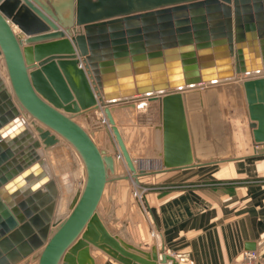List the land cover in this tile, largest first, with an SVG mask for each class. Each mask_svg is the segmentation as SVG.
Here are the masks:
<instances>
[{
	"label": "water",
	"instance_id": "obj_1",
	"mask_svg": "<svg viewBox=\"0 0 264 264\" xmlns=\"http://www.w3.org/2000/svg\"><path fill=\"white\" fill-rule=\"evenodd\" d=\"M0 54L10 79L9 88L0 74V264L29 255L36 264H96L92 246L124 264H180L157 244L146 250L112 232L102 218L115 159L75 119L84 110L104 107L137 179L112 103L167 94L168 133L170 93L241 78L253 140L264 142V0H0ZM218 99L206 100L208 131L228 137ZM183 124L189 153L171 159L166 152L167 166L192 163ZM61 136L82 156L86 180L69 215L54 219L59 186L39 147Z\"/></svg>",
	"mask_w": 264,
	"mask_h": 264
},
{
	"label": "crops",
	"instance_id": "obj_2",
	"mask_svg": "<svg viewBox=\"0 0 264 264\" xmlns=\"http://www.w3.org/2000/svg\"><path fill=\"white\" fill-rule=\"evenodd\" d=\"M18 30L16 27V32ZM76 51L79 58L84 57L77 47ZM222 87L225 89V86ZM189 89L190 87L170 93L168 133L165 129L163 103L167 94L156 98L153 95H141L110 105L129 152L137 153L140 157H155L160 161L161 168L139 174L142 182L157 185L146 193L147 213L143 215L144 218L135 217V222L129 219L125 229H109L146 250H152L157 244L159 251L170 253L181 264H250L243 258L244 250L250 248L257 254L255 264H264V142L255 143L252 134L251 142L239 141L234 144L231 136L228 145L224 142L223 145L214 147L205 143L204 139L201 142V135L210 136L204 127L198 134L196 143L195 110L187 100V93L191 91ZM238 90L232 88L224 97L233 98L230 106L234 110L238 107L235 110L238 115L234 117L240 119L243 116L240 114ZM242 93L244 96L243 88ZM151 102L157 103L160 117V123L153 124L154 133L148 123L151 118L144 125L138 119L144 115L142 111H146ZM86 111L87 114L84 113ZM98 111L99 108L92 107L82 111L80 115L84 113L89 120L90 117L98 118ZM241 112L244 114L243 110ZM184 119L192 163L167 166L166 152L171 154V159H178V156L183 157L189 153ZM78 120L81 122L79 118ZM130 120L139 122L137 124L141 127L138 131L130 126ZM81 124L86 127V120ZM90 132L101 146L99 140L103 139L107 128L104 125L102 129L93 126ZM153 136L155 139L152 142ZM212 151L230 152L232 157L216 161L209 160L210 156L203 160L196 159L197 153L207 154ZM149 153H154L155 156ZM68 184H72L71 181ZM117 187L114 184L112 191H116ZM107 189L108 186L105 187L102 198ZM96 249L99 250L96 252ZM91 252L96 264H117L119 261L98 247L92 246Z\"/></svg>",
	"mask_w": 264,
	"mask_h": 264
},
{
	"label": "rangeland",
	"instance_id": "obj_3",
	"mask_svg": "<svg viewBox=\"0 0 264 264\" xmlns=\"http://www.w3.org/2000/svg\"><path fill=\"white\" fill-rule=\"evenodd\" d=\"M0 59H1L0 64H2L6 70L5 60L2 55L0 56ZM6 73H7V70H6ZM223 86H225L224 87L225 93L223 95L225 94L228 95L232 91V88L234 89L238 88L239 90L237 93L239 94L240 92V107H241L240 114L243 116V118L238 119L234 117L238 115V112L235 111L236 109H238V107H236L234 110V108L230 106V101H231L230 98L225 99L224 101L228 114H229L228 115V122H229L228 130L230 132L229 135L232 136L231 137L232 142L234 144L238 143L239 141H242L245 143L251 142L252 133H251V127L249 126L248 112H247L244 96L242 93V83H239L237 81H234V82L229 81L228 83H226V85H223ZM218 101L220 100L218 99ZM206 106H207L206 103L202 107L200 104L195 109L196 114H194V118H195L194 127H195V132H196V135H195L196 143L198 142L197 136L199 133H201L199 129L207 127V126L210 127V121L208 120L209 111L208 109H206ZM97 108H100V107H97ZM145 110L146 111L144 110L142 111V114L144 115L139 116L138 119L140 121V124L144 125L147 121H149L148 119L151 118L148 123L151 125L149 126L152 129L151 132H153L155 130V129L153 130V124L159 122V119H160L158 105L157 103L151 102L149 103V106ZM241 110H243L244 114L241 112ZM87 112L88 111L84 113L87 114ZM98 112L100 114H103L101 113L103 111H101L100 109ZM84 113H82L81 115L77 114L75 116V119L79 122L78 120L79 118L80 121L83 123L86 120V125H87L86 127L89 130L84 125L83 126L88 131H91L93 126H97L100 129H102L104 125L107 128V133L104 135L103 139L101 138L99 140L102 146V147L100 146V148H104L107 152L114 155V159H115V173L110 174V180L108 181V185H106V188L108 186V189L106 190V193L98 206V210L108 227L110 228L112 227L116 231L125 229L127 221H129V219L135 222L136 220L135 217L144 218L143 215L147 213L145 198H141L138 195L139 193H141L140 185H138V183H136L133 180L135 178L134 177L135 175L133 174L134 172L130 169L125 159V156L118 144L114 131L111 128L109 120L107 123L103 120L106 117V115L105 117L102 115L101 116L99 115L98 118L90 117V119L87 120L86 118L87 116ZM202 113H204V115ZM199 114H200V117H199ZM195 115L199 117L198 120H197V117H195ZM224 115H226V113ZM203 116H204V119H203ZM129 123H130V126H132L133 129L135 128L137 131H138V128L140 129L141 127L139 126V124H137L139 122L136 120L134 121L130 120ZM32 127L34 128V126ZM200 137L202 138L201 142L204 139L205 143H208V144L210 143L214 147H218V145H221V144L223 145L225 141L230 139L228 137L227 138L226 137L216 138L212 136H202V135ZM154 139L155 138L153 136L151 139L152 142L154 141ZM62 140L64 142L62 141V143H59L56 146L54 145L55 147L51 146V148H49L48 150L44 146L42 147L46 149L45 159L48 161L49 166L52 168L53 177L58 178V181L62 183L61 195L62 197H66V200H64V202L67 204V200L70 198V203H71V200H72L71 197H74V195H76L84 187V183L86 180V166H85L82 156L80 155L76 147L64 137ZM149 154H152V156H155L154 153H149ZM217 154H219V151L217 152L212 151L211 153H207V154L205 152L202 154L197 153L196 159L203 160L209 156L213 157V155H217ZM131 155L136 164L137 172L140 173L141 175H143V173L141 172V169H145L147 172L148 171L150 172V171L158 170L161 168L160 161L156 159L155 157H140V155L137 153L136 154L134 153ZM116 175H128V176L116 178L115 177ZM141 175L138 174L137 176L136 180L138 182H140L141 184L146 183L149 185H154V183H151V182H142L139 177ZM62 178H64L65 180L72 179L71 183L73 186L72 185L71 186L73 189L72 188L68 189L65 183L62 181ZM114 184L118 186L116 191H112ZM149 191H147L146 193H148ZM70 203L68 205V208H70ZM66 207L67 206H65L64 208ZM97 250L99 249H96V252ZM98 254H100L99 251H98ZM120 262H121L120 260L117 261V264L123 263V262L122 263ZM36 263H37V259L33 258V255H29L28 257L24 258L23 260H21L20 262L16 264H36ZM183 263L191 264L189 262H183Z\"/></svg>",
	"mask_w": 264,
	"mask_h": 264
},
{
	"label": "bare ground",
	"instance_id": "obj_4",
	"mask_svg": "<svg viewBox=\"0 0 264 264\" xmlns=\"http://www.w3.org/2000/svg\"><path fill=\"white\" fill-rule=\"evenodd\" d=\"M2 54H0V56H1ZM3 56V55H2ZM2 59V58H1ZM0 59V60H1ZM1 62V61H0ZM6 64V63H5ZM0 73H1V75L3 76V78H4V80H5V82L7 83V84H9L10 85V79H9V76L7 75L8 73H6V70H5V67L2 65V64H0ZM233 78H235V76L233 77ZM220 80H222V79H220ZM229 80H234V81H237V82H239L238 81V79H228V80H223V81H219V82H217V83H215V84H212L211 85V83H208V82H204V83H200L201 85H198V86H195V87H192V88H190L189 90H191V91H188V95H187V100L189 101V103H190V105H192L193 106V108H194V110L196 109V107H198L200 104H201V107H202V105L204 106V104L206 103V100H211V98H213L214 100H217L218 99V97L219 96H223L222 97V100H223V103H224V101H225V95H223L225 92H224V89H223V85H226V83H228L229 82ZM239 83H242V88H243V90H244V86H243V82H242V79L240 78V82ZM204 84V85H203ZM237 85V84H236ZM230 86V85H229ZM209 88V89H208ZM212 88V89H211ZM208 90V91H207ZM185 94V93H184ZM208 96H210V97H208ZM218 96V97H217ZM232 100V99H231ZM244 100H245V104H246V108H247V101H246V96H245V90H244ZM223 108H224V113H226V115H225V117H226V119H227V122H226V125H227V128L229 129V122H228V111H227V108H226V105H225V103H224V105H223ZM101 111H103V113H104V117H105V115H106V117L103 119L106 123L108 122V117H107V114H106V112H105V110H104V107H102V106H100V108H99ZM206 109H208V107L206 106ZM226 109V110H225ZM247 110H248V108H247ZM112 111V110H111ZM209 111V110H208ZM194 114H196V111H194L193 112ZM25 115V116H23V118L24 119H26L27 120V124L29 125V126H32V121L31 120H29L28 118L30 117V115L28 114V113H26V112H23L22 111V115ZM203 115H204V113H202ZM100 115H102V114H100ZM195 117H197V120L199 119V117H200V114H199V117L197 116V115H195ZM248 117H249V115H248ZM103 118V117H102ZM203 119H204V116H203ZM249 119H250V117H249ZM209 120V119H208ZM215 122L216 121H214V124H215ZM250 122V121H249ZM109 123H110V121H109ZM108 123V124H109ZM110 125H111V128H112V124L110 123ZM217 125H219V126H221L220 125V123H216V126ZM208 128V129H207ZM206 129L207 130H209L210 129V127H206ZM218 129H220V130H222V127H219ZM252 129V128H251ZM113 130V129H112ZM201 132H202V128H200L199 129ZM223 131V130H222ZM228 133H230L229 132V130H228ZM222 134L223 135H225V131H223L220 135L217 133V135H219L218 136V138H221V136H222ZM229 138L231 137V135H229L228 136ZM222 138H223V136H222ZM227 138V137H226ZM63 139V137L61 136L60 137V140H59V142H57L56 144H55V146L56 145H58L59 143H62V140ZM221 140H223V139H221ZM118 141V140H117ZM215 141V140H214ZM64 142V141H63ZM225 143H228V141H226ZM118 144H119V142H118ZM53 147H55L54 145H52ZM120 146V145H119ZM49 148H51V146L50 147H47V150L49 149ZM122 150V149H121ZM45 152H46V149L45 148H43L42 146L41 147H39V153H40V155H41V157L42 158H44V160H45V163H46V167H47V169H48V171H49V173H50V176L53 178V172H52V168L49 166V164H48V161L45 159ZM73 153V152H72ZM52 173V174H51ZM134 174V173H133ZM135 177V176H134ZM55 178V177H54ZM56 180H57V182H58V186H59V194H58V198H57V204H56V209H55V215H54V219H63V218H65V217H67L68 215H69V213H70V211H71V208H68V205H69V203H70V198L67 200V204L64 202V200H66V197H62V195H61V188H62V183H60V181H58V178H55ZM72 179H67V180H65L64 178H62V181L65 183V185L67 186V188L68 189H70V188H72V184H68V182L69 181H71ZM133 180H136V177L133 179ZM72 182V181H71ZM136 183H138V181L136 180ZM64 185V184H63ZM72 185V186H71ZM73 189V188H72ZM61 195V196H60ZM71 198H73V197H71ZM65 206H67L66 208H64Z\"/></svg>",
	"mask_w": 264,
	"mask_h": 264
},
{
	"label": "built area",
	"instance_id": "obj_5",
	"mask_svg": "<svg viewBox=\"0 0 264 264\" xmlns=\"http://www.w3.org/2000/svg\"><path fill=\"white\" fill-rule=\"evenodd\" d=\"M238 81H239V79H238ZM134 181L136 182V180H134ZM138 185H140V188H141V193L138 194L141 198H145L147 191H149L151 189H155L157 187L156 184L149 185V184H146V183L141 184L140 182H138ZM243 258H244V260L246 262H248L250 264H255V260L257 258L256 251L254 249H246V250H244Z\"/></svg>",
	"mask_w": 264,
	"mask_h": 264
}]
</instances>
